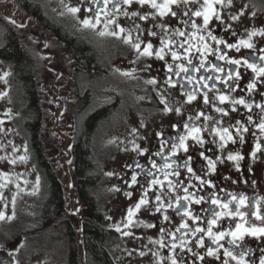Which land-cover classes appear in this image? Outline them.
I'll return each mask as SVG.
<instances>
[{
    "label": "flooded vegetation",
    "instance_id": "1",
    "mask_svg": "<svg viewBox=\"0 0 264 264\" xmlns=\"http://www.w3.org/2000/svg\"><path fill=\"white\" fill-rule=\"evenodd\" d=\"M58 1L60 4L54 5L50 0H0V65L11 74L15 82L13 85L22 94L21 108L24 113L29 114V119L25 121L29 151L34 157L35 168L43 178L44 184L40 183V187L45 189L43 193L41 192L39 204L33 210L27 211L25 227H17L15 223H11L7 219L5 209L0 205V211L5 212L6 215L5 219L0 220V264H26L27 240L34 236H48V234L50 238L55 239L56 243L65 247L62 253L64 259L62 264L68 263V250L71 243L75 248V264H124L119 254L121 251L119 247H113L112 240L117 236L121 237L120 239L129 238L131 234L148 235L153 239L144 247L146 256L143 262L145 264H171L173 255L176 256L178 264H224L225 261L227 264H238L242 253H244L245 264H260L261 257H264V236L253 237L246 234L244 239L238 240L235 245L228 243L232 237L226 236L219 241L222 247H218L206 235V231L207 221L213 218V211H221L218 206L211 204V199L217 198L221 202H227L233 195L239 198L241 194L247 197L246 206L241 208L249 222L245 226L250 227L252 224L257 227L264 226L261 221L251 215L257 210V204H259V212L264 216V131L259 128L264 120V75L257 76L243 63L239 66L228 63V59L246 58L249 63L254 62L258 67L264 66V60L260 59L264 56V0H221L220 3L211 0L219 19L216 18V14L212 15L207 29L203 26V17L193 15L196 11H203L205 0H187V2L178 0L176 4L170 5V11L163 16L149 3L142 6L137 0H133L130 5L121 2L118 11L109 3L106 10L112 15L107 19H113L115 23L108 24L107 29H105L107 19L102 11L103 3L96 5L92 3V0ZM156 2L162 4L164 0H156ZM68 7H77L80 11L75 14L65 13L64 9L67 10ZM97 11L101 12V23L96 28L85 27L81 21L89 18L95 22ZM125 12L128 15H125ZM133 12L137 15L132 16ZM172 12L177 15L173 16ZM145 15L147 19L140 18ZM72 18L78 22L79 30L76 32H69L63 22L64 19L67 21ZM193 23L197 28H193ZM128 25L133 26L132 31L141 38V48L139 51L132 49V54L129 53V48H124V51L118 49V53L115 54L113 52L115 46L112 43L119 40L123 41L120 42L122 45L127 44L125 37L100 33L102 31L119 32L121 27L126 31ZM84 29L90 32L82 31ZM177 30L184 32L185 35L178 36ZM208 31L225 43L216 44L208 36ZM151 32L156 35H150ZM66 34L81 49L83 48L81 54L76 52L75 54L65 46ZM200 35L205 37L203 43L209 46L206 53L197 51V48L203 47V43L198 40ZM12 37L28 59L35 79L39 80L34 84L35 107L29 105L23 86L16 80V62L6 55L5 48ZM190 37L192 39L189 41ZM162 38L175 40L176 43L170 47L172 51L179 53L184 52L179 48L180 43L189 41L194 45L187 54L192 60L187 74L175 75L177 65L187 64L184 55L180 60L173 61L171 52L165 48L163 60L155 56V52L161 47ZM241 40L247 41L253 47L247 48L241 45L239 51L226 47V44H239ZM149 42L153 45V55H140ZM188 46V43L184 44L185 48ZM215 49L218 51L214 54L212 50ZM220 55H226V59H218ZM135 56L147 57V61L143 64L150 74L147 81L155 79L156 83L149 84L145 81L144 84L141 83L140 89L131 88L128 91L125 87L126 78L121 74L126 73L128 69L133 73V69H138L135 63L127 62L128 57L132 60ZM201 59L205 60L204 68H201L199 72L194 71ZM168 65H173L171 72ZM212 65L222 67L224 71L216 72ZM64 69L72 78L70 84L73 100L70 102V108L73 107L75 116L71 123V145L75 150L83 132L88 158H90V172L95 169L92 172L94 179L89 189L97 198L108 220L103 230L104 258L94 255L85 244L81 222L84 203L74 164L70 163L71 171L66 173L64 183L60 175L59 163L50 160L40 165L30 140L31 130L27 121L35 118L36 109L39 130L42 132L46 130L44 121L46 91L51 87L55 100L63 99L64 84L60 76ZM230 69L234 70V74L238 71V79L228 78L227 73ZM47 71L56 73L53 87L51 84L47 85L43 78V74ZM116 72L125 80L117 79ZM111 74L113 80L106 81ZM135 75L138 73L136 72ZM186 76L194 77L193 83L189 84ZM201 76H211L212 79L199 81ZM78 77L88 82V88L82 94L77 83ZM169 77L175 82V86L167 82ZM249 83L254 85L252 89L247 87ZM106 84L113 85L109 87ZM128 93L132 96L130 99L127 97ZM186 93L194 94L196 98L189 102ZM205 93H207L208 103L204 102ZM220 95H226L228 100L221 102L218 99ZM241 99L244 100V104L238 102ZM165 103L171 111L165 110ZM88 106L91 108L89 107L88 112H84V108ZM217 108L224 111L218 112ZM130 110L134 113L128 120L127 114ZM96 111H102V113L96 118L91 128L88 131L85 130L86 117ZM249 117L251 120L248 119ZM128 124L132 125L133 130L127 136L111 134L106 137V140L103 137L100 140L102 130L122 128ZM185 124L189 126L188 129H185ZM194 127L201 129L199 136L203 142L197 143L189 137L185 141L187 152L183 148H177L174 151L172 145L179 144L178 137L187 135L189 129ZM224 128L228 129L231 139H228V134H225V139L221 140L222 131L220 133L214 131ZM245 128L247 131H244ZM162 142H165L162 155H156L158 151H161ZM257 144L259 148L256 147ZM136 145L139 148H136ZM105 147L118 154L115 159L117 174L115 195L116 210H119L123 217L120 219L121 230L112 225V217L107 214L109 209L107 210L106 206L103 207L99 198L103 168L96 166L95 162L101 164V161L95 152ZM142 150L146 151L141 154ZM201 153L204 154L203 157ZM52 155L50 152L48 157L52 158ZM229 155L234 158L229 159ZM164 157H167V160ZM189 157H191L189 166L192 167L195 175L189 173L184 166ZM204 157L215 162L214 169L209 168L208 161ZM150 160L155 161L158 167L152 168ZM166 162L170 165L169 168L163 167ZM64 163L62 161L61 165L63 166ZM137 164L141 165L144 171L137 167ZM149 169L153 172L152 177L146 176V171ZM166 172L169 173L168 179L175 185H179L178 187L169 189L168 181L164 180ZM175 172L179 175L172 174ZM133 174L137 175L135 184L131 181ZM197 176L200 179H197ZM153 177L164 181L163 184L152 185L150 182ZM54 181L58 183L61 190L62 205L57 213L46 215L43 212V201L48 197L46 195L51 193ZM209 181L211 183H207ZM184 188L188 189L192 202L181 200V205H177L175 198L185 195ZM67 193L70 194L69 201L72 200L70 202H68ZM158 195L161 197L160 201L156 200ZM201 197L203 198L201 203L194 202ZM142 198H146L148 203L136 210L135 206ZM70 203L71 209L68 206ZM235 203L236 201H233L228 210L235 211ZM185 205L192 212V216L184 214L183 206ZM158 207L160 211L156 210ZM130 208L133 209L131 218L128 215ZM165 216L168 217L167 220L164 219ZM193 217H199V219H193ZM139 219L145 220L147 225L135 231L134 224ZM238 220L239 218L223 216L213 225V232L225 231L229 228L234 230ZM183 224H187L188 227H181ZM149 225L152 226L149 227ZM197 227L205 231L194 232ZM161 229L164 231L162 232ZM201 238L204 241L203 246L197 243ZM181 243L184 245L183 249L180 247ZM172 244L177 246L174 250L171 248ZM209 247L217 249V254L209 256L207 254ZM225 248L231 251L236 259L225 256Z\"/></svg>",
    "mask_w": 264,
    "mask_h": 264
},
{
    "label": "rangeland",
    "instance_id": "2",
    "mask_svg": "<svg viewBox=\"0 0 264 264\" xmlns=\"http://www.w3.org/2000/svg\"><path fill=\"white\" fill-rule=\"evenodd\" d=\"M50 1L54 5L60 4L58 0ZM64 11L65 13L69 12L66 9ZM63 22L69 32L79 30L77 20L72 18L66 21L64 19ZM126 27L127 30L120 35L126 37L131 33V43L122 45L123 41H114L112 44L115 46V51H113L115 54L118 53V49L124 51V48H129V53L131 52L132 54V49L135 50V48L130 45L141 41V38L132 31L133 26L128 25ZM82 31L90 32L88 29ZM137 37H139V41ZM133 54L136 55L135 53ZM146 61V56H139V58L135 56L132 60L129 57L127 58V62L135 63L138 68L137 70L136 68L133 69L134 73L130 69L126 71V73H131V75L121 74L126 78L127 85L125 87L128 91L131 88L140 89L141 83L144 84L149 79L150 74L147 72V68L143 67ZM136 72L138 75H135ZM115 75L118 76L117 79L125 80L117 72ZM43 78L46 80L47 85L51 84L53 87L52 84H55L56 73L54 71H47L43 74ZM60 79L63 80L64 84L62 100H55L51 93V90H53L51 87L46 91V97L44 98L46 130L44 131L43 138L50 147V152L53 154L50 160L58 162L61 166L60 175L63 177L65 183L66 173L71 171L68 150L72 142L71 123L75 115L73 107L71 106L70 108V102L73 100L70 84L72 81L71 75L64 69ZM110 80H113L112 74L106 79V81ZM14 83L11 74L0 65V205L5 209L7 217L13 216L14 213L13 218L8 219L11 223H15L17 227H25L27 211L33 210L39 204V197L45 189L40 187V183L44 184L43 178L35 168L34 157L29 151L28 132L25 126V121L29 119V114L26 111L24 113L21 108L22 94L13 85ZM77 83L80 94L87 90L88 82L86 83V81L78 77ZM106 85L111 87L113 84ZM127 97L130 99L132 96L128 93ZM128 103H130V100H128ZM89 107H85L84 112H88ZM133 113H131V110L128 111V120L133 116ZM132 130L133 127L129 124L122 128H108L107 130H102L99 138L102 140L103 137L106 140V137L111 134H123L127 136ZM95 153L101 161V164H98L96 161V166L103 168L100 180L101 195L99 198L102 201L103 207L106 206V209H109L107 214L112 217V225L121 230L120 219L123 217L121 212L116 210L117 199L115 195L117 184L115 159L118 154L114 151H109L106 147ZM12 161H15V163H12ZM62 161L65 162L63 166L61 165ZM67 197L68 202L72 201L71 199L69 201V193H67ZM68 206L69 209L72 208L71 203ZM134 225V230L139 231L147 225V222L139 219ZM50 237L49 234L48 236L39 235L27 240L26 264H62V253L65 251V247H62L59 243H56L54 238ZM120 238L119 236L113 238L112 243L114 244L113 247H119L121 251L119 254L124 264H145L143 262V258L146 256L144 247L153 241V239L148 235L140 236L137 234H131L129 238L125 239Z\"/></svg>",
    "mask_w": 264,
    "mask_h": 264
},
{
    "label": "snow or ice",
    "instance_id": "3",
    "mask_svg": "<svg viewBox=\"0 0 264 264\" xmlns=\"http://www.w3.org/2000/svg\"><path fill=\"white\" fill-rule=\"evenodd\" d=\"M123 3L125 5H130L133 0H92V3L93 4H96V5H100L101 3H103L104 5V9H102L103 11V14L105 16V18L107 19L109 16H111L112 14L107 11V5L109 3L112 4V7L113 9L115 10H119L120 8V3ZM137 2L140 4V5H144L146 3H149L151 5L152 8L154 9H157L159 11V14L161 16L167 14L169 11H170V5L172 4H176L178 2V0H164V3L162 4H158L156 2V0H137ZM183 2H187V0H183ZM217 3H220L221 0H216ZM69 12L75 14V13H78L80 11L79 8L77 7H68L67 9ZM89 11H91V9H88ZM125 15H128L127 12L124 13ZM173 16H176L177 14L175 12H172L171 13ZM216 14L215 13V10L213 9L212 7V3H211V0H205V3L203 5V11H196L193 13V15L197 16V17H203V26L205 29H207V26L209 24V21L212 17V15ZM132 16H135L137 15V13L133 12L131 13ZM185 15H187V13H185ZM100 16H101V12L100 11H97L96 13V16H95V22H93L92 19H89V18H85L81 21V23L85 26V27H91V28H96L98 24L101 23V20H100ZM141 19H147V16H141L140 17ZM216 18L219 19V15L216 14ZM233 19H236V17H233ZM13 23H15V21H12ZM111 23H115V21L113 19H107V23H105V29H107L108 27V24H111ZM185 23H187V21H185ZM193 28H197V26L195 25V23H193ZM119 27V26H117ZM125 30L121 27L119 29V32H116V31H112V32H105V31H102L100 34L101 35H105V34H108V35H112V36H119L121 33H123ZM199 31V29H198ZM176 34L178 36H184L185 33L184 32H181L179 30H177ZM208 36L214 40L216 42V44H221V43H225L224 41L220 40V39H217V37L215 35L212 34L211 31H208ZM255 34V33H253ZM150 35H153L155 36L156 33L154 32H151ZM193 36H195V34H193ZM192 39V37L189 38V41ZM137 40L139 41V37H137ZM198 40L199 42H204L205 41V37L203 35H200L198 37ZM189 41H185L183 43H180L179 44V48L183 49L184 52L183 53H179L177 51H172L171 50V45L172 44H175L176 41L169 38V39H161L160 41V44H161V47L155 52V56L158 58V59H161L163 60L164 59V53H165V48H168L169 51L171 52V57L173 59V61H177V60H180L181 59V56L184 55L186 60H187V64H179L176 66L177 68V71L175 72V75L179 76L181 75V73H184V74H187L189 72V65H192V60L191 58H188V53H190L191 51V48L194 47V45H192ZM125 42L126 43H131V35H128L125 37ZM185 43H188L189 46L187 48L184 47V44ZM244 46V47H247V48H252L253 45L248 43L247 41H243L241 40L239 42V44H226V47L229 48V49H232V48H235L236 51H239L240 50V46ZM132 46L137 50L139 51L140 48H141V43L140 42H137V43H133ZM152 43L149 42L145 45L144 49L142 52H140V55H147V56H151L153 55V52H152ZM209 50V46L207 43H203V47L202 48H197V51H200L201 53H206L207 51ZM213 53L215 54L216 51H218V49H215V50H212ZM218 59H226V55H220L218 56ZM261 60H264V56H261L260 57ZM228 63L229 64H232V65H236V66H239L241 65V63H243L244 65H246L248 68L252 69L253 72L256 73L257 76H260V75H264V66L262 67H258L256 65V63H249L248 59H228ZM205 66V60L204 59H201L200 60V63L198 66H196L194 68V71H197L199 72L201 68H204ZM213 68L214 71L216 72H222L224 71V69L222 67H219L217 65H212L211 66ZM168 68H169V71L171 72L172 71V68H173V65H168ZM125 75H131V73H125ZM227 76L229 79H238L239 78V73L238 71L235 72L234 74V70L230 69L227 73ZM186 79H187V82L189 84L193 83V80L195 79L194 77L192 76H186ZM212 77L211 76H208V77H204V76H201L199 77V81H206V80H211ZM217 79H219V77H217ZM168 83L170 84H173V86H175V82L171 79V77H169ZM198 82V81H197ZM147 83L149 84H155L156 81L155 79H151L149 81H147ZM205 86H207V84L205 83ZM213 87H215V85H213ZM247 87L249 89H252L254 87V85L252 83H249L247 85ZM187 96H188V101L191 102L192 100H194L196 97L194 94H191V93H186ZM218 99L221 101V102H224L226 100H228V97L226 95H220L218 97ZM163 102V101H162ZM204 102L205 103H208V97H207V93H205L204 95ZM240 104H244V100L241 99L238 101ZM235 103V102H234ZM246 107H251V105H246ZM165 110L166 111H171L170 108L167 107V104L165 103ZM216 111L218 112H223L224 110L221 109V108H217ZM177 112H179V109H177ZM225 115L227 113H224ZM200 115H203V113H200ZM199 118V117H197ZM207 119V117H206ZM249 120H251V117L248 118ZM185 129H188L189 126L187 124L184 125ZM259 128L261 129V131H264V120H262L261 124L259 125ZM214 131H216L217 133H220L222 131L223 134L220 135V139L221 140H224L225 139V134H228V129L227 128H224L222 130L220 129H215ZM244 131H247V129L245 128ZM201 132V129L200 128H191L189 129L188 131V134L187 135H180L178 137V140H179V144H173L172 145V148L173 150L175 151V149L177 148H183V150L185 152H187V145L185 143V141L191 137L194 141H196L197 143H202V138L199 136V133ZM159 135V134H158ZM228 139H231V135L228 134ZM164 143L165 142H162V145H161V151H158L156 153V155H162V150H163V146H164ZM136 148H139L138 145L135 146ZM257 148H259V144L256 145ZM143 151H146V150H142V153L143 154ZM202 157L204 156L203 153L200 154ZM234 157H232L231 155H229V159H233ZM239 157H237L238 159ZM21 159H23V157H21ZM165 160H167V157H164ZM204 159H206L208 161V166L210 169H214L215 167V162L212 161L211 159L207 158V157H204ZM191 161V157L188 158L187 161H185V167L187 168V171L189 173H192L193 175H195V173L193 172V169L191 166H189V162ZM12 163H15V161H12ZM150 163L152 164V168H157V164L155 161H152L150 160ZM137 167H140L142 171H144L143 167L139 164L136 165ZM164 168H169L170 165L166 162L163 166ZM174 175H179L178 172H175V173H172ZM146 176H150L152 177L153 176V172L149 169L146 171ZM168 176H169V173H165L164 175V180H167L168 181V187L169 189H174L175 187H178L179 185H175L171 180L168 179ZM197 179H200L199 176L196 177ZM131 181L133 184H135L137 182V175L136 174H133L131 176ZM164 181L156 178V177H153V179L151 180V184L152 185H162ZM202 183H205L204 181H202ZM207 183H211L210 181L207 182ZM184 192H185V195L183 197H180V196H176L175 198V203L177 205H181V200H184V201H189V202H192L190 201V195L188 194V189L187 188H184ZM128 195H131L130 193H128ZM161 197L158 195L156 197V200L157 201H160ZM203 198L201 197L200 199H196L194 202L199 204L201 203V200ZM233 201H236L234 207H235V211H232V210H228L229 209V205L230 204H233ZM246 201H247V197H245L243 194H241L239 196V198H237L236 196H232V199L231 200H228L227 202H221L219 199L217 198H213L211 199V204L214 205V206H218L221 211H213V218L212 219H209L207 221V224H208V227H207V231H206V235L209 236L211 239H212V242L214 244H217L218 247H222V245H219V241L224 239L226 236H231L232 239H230L228 241V243L230 244H236V242L238 240H243L244 239V236L247 234V235H251L253 237H260V236H264V226H260V227H257L255 224H252L250 227H246L245 225L248 224L249 222L246 220V213L241 211V208L242 207H245L246 206ZM14 203V201H13ZM148 203L147 199L146 198H142L135 206V209L136 210H139L141 205H146ZM171 206V205H170ZM184 207V214L186 216H192V212L188 209V207L185 205L183 206ZM157 211H160L159 207L156 209ZM223 210H228V211H223ZM128 215H129V218H131V216L133 215V209H129L128 210ZM251 215L253 217H255L256 220L258 221H261L262 224H264V216H262L259 212V204H257V210L252 212ZM13 216H14V213H13ZM13 216H8L7 219H12ZM223 216H227V217H231V218H239L238 222H236L235 224V229H227L225 231H220V232H213V225H215ZM6 218V215H5V212L3 211H0V220H3ZM165 220L168 219L167 216L164 217ZM193 219H199V217H193ZM152 225H149V227H151ZM181 227L183 228H187L188 225L187 224H183ZM161 231L163 232L164 229H161ZM179 231V229H178ZM205 230L203 228H200V227H197L194 232H204ZM127 234V233H126ZM198 244H200L201 246H203V239L201 238L200 240L197 241ZM176 244H172L171 245V248L174 250L176 248ZM180 247L183 249L184 245L183 243H181ZM209 256H214L217 254V249H214L212 247H209L208 248V253H207ZM224 255L225 256H232L233 259H236L235 256H233V253L231 251H229L227 248L224 249ZM243 255L244 253L241 254V257L238 261V264H245V261L243 260ZM201 259H203V257H201ZM171 264H178V261H177V258L175 255H173L171 257ZM224 264H227V261L224 262ZM260 264H264V257H261L260 259Z\"/></svg>",
    "mask_w": 264,
    "mask_h": 264
},
{
    "label": "trees",
    "instance_id": "4",
    "mask_svg": "<svg viewBox=\"0 0 264 264\" xmlns=\"http://www.w3.org/2000/svg\"><path fill=\"white\" fill-rule=\"evenodd\" d=\"M64 38H67L65 39V46H67L69 50L74 53L76 52L77 54H81V52H83V48L81 49L77 44H75V42H73L71 37H68L67 34L64 36ZM5 50L6 55L11 57L16 62L17 69L15 71V77L17 82L20 83L21 86H23V89L29 99V105L35 107L36 92L34 84H36V82L39 80H36L34 73L31 72L28 59L25 57V54L13 37L9 39ZM101 113L102 111H96L86 117L84 124L85 130L88 131L91 128L96 118ZM35 115L36 116L34 119H32L31 121H27V125L31 130V144H33V147L36 150L34 155L41 165L50 162V158L48 157L50 155V148L43 138L45 132L39 130L40 127L38 122L37 109ZM83 136L84 135L82 132L80 137L81 141H79V144L75 147V150L71 145L70 153L68 154L70 157V163L74 164L75 172L79 177V190L84 203L83 213L81 214L82 233L85 236L86 247L94 255L102 256L104 258V254L102 251V243L104 239L103 230L105 223H107L108 220L104 216L97 198L92 195L89 189L90 184L93 182L94 174L92 173L93 171L90 172V158H88L87 147ZM95 176L97 175L95 174ZM46 197L47 198L43 201V212L46 213V215L47 213H57L61 209L62 205L61 190L58 183H56L55 181L53 182L51 193L49 195H46ZM111 232H113V230H111ZM70 234H72L71 231ZM68 253L69 259L67 264H75V248L73 247V243H71Z\"/></svg>",
    "mask_w": 264,
    "mask_h": 264
}]
</instances>
